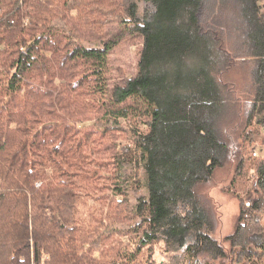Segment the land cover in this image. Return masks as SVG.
Here are the masks:
<instances>
[{"label": "trees", "instance_id": "obj_1", "mask_svg": "<svg viewBox=\"0 0 264 264\" xmlns=\"http://www.w3.org/2000/svg\"><path fill=\"white\" fill-rule=\"evenodd\" d=\"M144 1L148 19L134 0H0V264H264V162L232 190L264 138V0ZM228 13L252 62L241 142L221 123ZM132 35L138 73L111 84ZM218 169L238 204L221 240Z\"/></svg>", "mask_w": 264, "mask_h": 264}, {"label": "rangeland", "instance_id": "obj_2", "mask_svg": "<svg viewBox=\"0 0 264 264\" xmlns=\"http://www.w3.org/2000/svg\"><path fill=\"white\" fill-rule=\"evenodd\" d=\"M138 7L139 14L146 19L150 18L154 11V6L144 0H134ZM228 20V29L226 35V42L228 44V49L233 55L237 56V62L233 70L224 78V82L228 84L234 92V96L238 103V108H229L225 110L227 116L223 119L224 123L222 126V131L226 130L229 133V139L241 142L240 135L243 133L245 126V117L248 113V102L251 99L249 95L251 93V77L250 70L252 67V62H245L242 49H240L241 41L237 37L238 32H235L231 26L235 23L233 16L228 13L226 15ZM234 27V26H233ZM108 37L116 35L118 32L126 30V28H116L110 26L107 28ZM142 38L137 35H132L122 42L121 46L109 54V65L111 70L110 81L112 83H119L123 78H133L138 73V63L140 60V55L142 51ZM88 47L100 48L99 44L87 45ZM239 49V51H237ZM240 59V61H239ZM121 70L122 73L118 72ZM234 100V97L231 98ZM132 102L136 103V99ZM139 105L147 107L146 103H143L139 99ZM90 123H81L78 125L79 128L85 127ZM253 158L250 159L249 167L245 166L243 177L239 180L238 184H234L232 190L238 192L241 196L244 195L246 191L251 189L252 182L255 179V169L256 166L264 162V138L261 135L256 143L251 147ZM247 163L245 165H247ZM212 179L203 186V193L208 196L212 205L215 207V212L217 216V227L215 231V237L217 239H223L225 235L232 233L235 219L238 211L237 201L232 198L228 193L224 191L230 185L232 181V170L228 169H218ZM142 194V193H140ZM134 196H132L131 201L134 203ZM264 223V221H263Z\"/></svg>", "mask_w": 264, "mask_h": 264}]
</instances>
